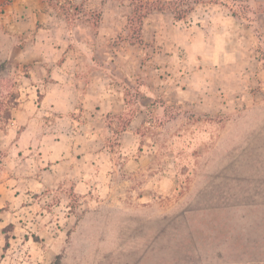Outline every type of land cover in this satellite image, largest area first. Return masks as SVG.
Returning <instances> with one entry per match:
<instances>
[{
  "label": "rangeland",
  "instance_id": "obj_1",
  "mask_svg": "<svg viewBox=\"0 0 264 264\" xmlns=\"http://www.w3.org/2000/svg\"><path fill=\"white\" fill-rule=\"evenodd\" d=\"M47 1L71 46L92 29L99 61L125 76L112 78L128 96L120 127L142 112L147 125L133 148L106 135L80 189L68 169L37 171L43 151H31L34 187L12 147L19 132L7 133L26 70L0 63V264H175L184 226L212 232L217 248L205 245L199 264H264V0H205L183 20L166 8L140 21L128 0ZM57 124L49 139L43 129L25 139L66 141Z\"/></svg>",
  "mask_w": 264,
  "mask_h": 264
},
{
  "label": "crops",
  "instance_id": "obj_2",
  "mask_svg": "<svg viewBox=\"0 0 264 264\" xmlns=\"http://www.w3.org/2000/svg\"><path fill=\"white\" fill-rule=\"evenodd\" d=\"M85 28L92 35L71 46L73 32L67 20L47 0H0V63H5L7 69H25L27 76L19 84L23 81L29 86L16 98L18 104L12 111L7 133L11 136L12 132H19L12 147L18 151L20 167L28 165L24 173L34 176L28 178L34 187L37 179L32 169L36 171V163L31 165L27 159L31 151L38 148L43 151L38 163L43 168L37 171L53 176L68 169V178L80 189L92 178L91 170L87 169L94 172L99 164L96 158L102 154L95 149L106 135L117 132L125 140L132 139L133 148L135 138L139 137L137 129L147 125L142 112L135 121L120 127V115L126 111L128 96L125 84H117L112 78L124 75L118 72L115 63L99 61V50L93 45L95 31ZM85 32L82 34L86 35ZM57 123L64 126L66 141L43 145L34 141L35 137L25 139L42 129L49 139ZM103 148L100 146V151H107ZM54 155L60 157L59 162L52 163ZM5 188L6 182L0 184V191Z\"/></svg>",
  "mask_w": 264,
  "mask_h": 264
},
{
  "label": "trees",
  "instance_id": "obj_3",
  "mask_svg": "<svg viewBox=\"0 0 264 264\" xmlns=\"http://www.w3.org/2000/svg\"><path fill=\"white\" fill-rule=\"evenodd\" d=\"M132 9L131 16L139 21L144 19L152 10L169 9L176 20H183L192 11L195 3L205 0H128ZM169 6V7H168ZM190 213L192 209L188 210ZM187 211V212H188ZM186 225V222H184ZM186 227L179 234L177 243L173 246V257L175 264H199L202 261L201 250L209 244V248L216 250L214 239L210 238L212 232L200 226L194 228ZM220 253H215L219 256Z\"/></svg>",
  "mask_w": 264,
  "mask_h": 264
}]
</instances>
